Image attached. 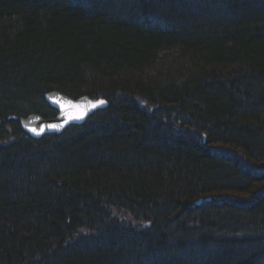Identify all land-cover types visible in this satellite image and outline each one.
Masks as SVG:
<instances>
[{
	"label": "trees",
	"instance_id": "trees-1",
	"mask_svg": "<svg viewBox=\"0 0 264 264\" xmlns=\"http://www.w3.org/2000/svg\"><path fill=\"white\" fill-rule=\"evenodd\" d=\"M0 264H264V0H0Z\"/></svg>",
	"mask_w": 264,
	"mask_h": 264
},
{
	"label": "water",
	"instance_id": "water-1",
	"mask_svg": "<svg viewBox=\"0 0 264 264\" xmlns=\"http://www.w3.org/2000/svg\"><path fill=\"white\" fill-rule=\"evenodd\" d=\"M45 100L57 112L55 117L46 119L33 113L20 118L22 129L33 138L60 133L71 124H81L97 109L104 108L108 104L105 98L84 95L73 99L58 91L46 93ZM100 100L105 103L92 106L94 102ZM52 125H57V127H51Z\"/></svg>",
	"mask_w": 264,
	"mask_h": 264
},
{
	"label": "snow or ice",
	"instance_id": "snow-or-ice-1",
	"mask_svg": "<svg viewBox=\"0 0 264 264\" xmlns=\"http://www.w3.org/2000/svg\"><path fill=\"white\" fill-rule=\"evenodd\" d=\"M103 103H105V101H103V100L96 101V102L93 103L92 106L95 107L97 104H103ZM51 127H57V125H52Z\"/></svg>",
	"mask_w": 264,
	"mask_h": 264
}]
</instances>
